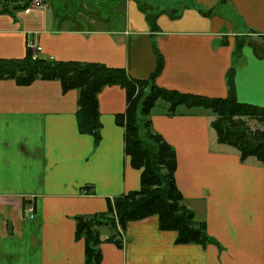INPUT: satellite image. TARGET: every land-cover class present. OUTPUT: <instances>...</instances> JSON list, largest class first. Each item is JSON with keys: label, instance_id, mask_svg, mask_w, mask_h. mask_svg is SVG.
<instances>
[{"label": "crops", "instance_id": "obj_1", "mask_svg": "<svg viewBox=\"0 0 264 264\" xmlns=\"http://www.w3.org/2000/svg\"><path fill=\"white\" fill-rule=\"evenodd\" d=\"M42 1L46 8L29 7L16 19L0 13V59H22L27 40L36 39L40 58L101 64L148 80L157 65L154 38L163 59L157 86L224 98L233 68L237 101L264 107V0H165L182 11L170 10L179 15L174 21L161 15L155 32L137 0H110L108 16L90 12L83 20L81 11L104 0L70 2L73 18ZM77 99V90L63 93L55 80L27 86L0 80V264H83L74 218L104 213L140 187L141 171L131 167L124 128L116 123L126 110L124 89L107 86L97 96V144L78 131ZM211 119L159 110L150 117L153 131L174 150L184 205L219 247L178 245L176 233L161 231L152 216L127 224L122 247L107 242L112 230L101 227L100 264H264V166L253 158L242 162L234 148L219 144Z\"/></svg>", "mask_w": 264, "mask_h": 264}, {"label": "trees", "instance_id": "obj_2", "mask_svg": "<svg viewBox=\"0 0 264 264\" xmlns=\"http://www.w3.org/2000/svg\"><path fill=\"white\" fill-rule=\"evenodd\" d=\"M31 2L32 0H0V13L16 19L12 10H27ZM109 2L110 0H104L99 6H106ZM9 3L13 4L10 11L7 6ZM140 9L145 12L142 7ZM93 11V16H101L100 12ZM145 16L149 23L147 14ZM150 29L155 32L157 28L150 26ZM245 43L246 39L236 44L235 55L239 54ZM151 44L157 65L148 80L131 79L125 70L101 64L54 62L43 58L32 60L28 50L22 59H0V80L11 79L18 86L30 85L38 79L55 80L60 83L63 93L77 90V128L80 134L91 135L95 144L100 140L101 128L98 94L107 86H119L125 91L126 110L116 116V123L124 128V151L131 167L141 171L140 187L115 198L104 213L74 218V238L82 240L84 244L83 264H100L102 261L101 227L108 226L112 230L107 242L122 247L118 240V228L123 234L128 223L152 216L157 217L161 231L176 233L175 243L178 245L218 246L208 236L205 222L196 219L194 211L184 205L174 179V150L151 127L150 117L155 108L165 116L207 114L212 118L210 126L219 144L234 148L242 162L253 158L264 166V130L251 129L249 126L251 122L264 126V107L237 101L233 68L226 74L227 96L224 98L167 90L154 83L155 77L162 70L163 59L154 38ZM159 101L162 103L158 105Z\"/></svg>", "mask_w": 264, "mask_h": 264}, {"label": "rangeland", "instance_id": "obj_3", "mask_svg": "<svg viewBox=\"0 0 264 264\" xmlns=\"http://www.w3.org/2000/svg\"><path fill=\"white\" fill-rule=\"evenodd\" d=\"M138 1V5L141 6L142 8H144V15L147 14L148 16V20H149V23L146 19V16H145V20L147 22L148 25L152 26V27H157L158 23V18L161 16V15H167L170 17V19H172V21L176 20V18H178V14L176 16L172 15V13H170V10L171 11H176L178 12L179 14L181 13V9L179 8V4L177 3H171V2H166L165 0H153V1H150V0H137ZM51 2V9L53 11H56L59 13L60 16H64V15H67L69 17H77V13L75 11L74 8H72V5L70 4V1H65V2H60V1H57V0H50ZM72 2V1H71ZM69 4V5H67ZM111 3L107 4L106 6H93V10L97 11V12H100L103 16H108V12L110 11V8H111ZM8 6V9L10 11V9H13V4L12 3H9L7 4ZM69 6V7H67ZM190 8V7H189ZM120 9V8H119ZM199 9L198 8V13H199ZM189 10H195L193 8H190ZM90 12H94V11H88V10H85V11H81L80 14L82 17V20L85 19V17H89L90 16ZM12 14H14L16 17H17V14H18V11L15 12L14 10H12ZM123 14V13H122ZM118 16H122V15H118ZM174 19V20H173ZM108 27H113V25L111 24H107ZM162 102L159 101L158 102V105L161 104ZM155 110H158L157 108L154 109ZM211 122V121H210ZM250 128L251 129H262L264 130V126L263 125H260L258 123H253L251 122L250 123ZM192 210V209H191ZM193 211V210H192ZM195 213V212H194ZM196 215V214H195ZM196 219H199L197 216H196ZM200 220V219H199Z\"/></svg>", "mask_w": 264, "mask_h": 264}, {"label": "built area", "instance_id": "obj_4", "mask_svg": "<svg viewBox=\"0 0 264 264\" xmlns=\"http://www.w3.org/2000/svg\"><path fill=\"white\" fill-rule=\"evenodd\" d=\"M30 7L32 9H44V8H46V4L42 0H32ZM26 48L30 52L32 60H37L38 58H40V52H41L42 48L36 39H28L27 43H26ZM32 211H33V209L31 206L26 213L30 218L33 217ZM118 231L120 232L118 240L120 241L121 245H124V243H125L124 233L122 234V232L120 231L119 228H118Z\"/></svg>", "mask_w": 264, "mask_h": 264}]
</instances>
